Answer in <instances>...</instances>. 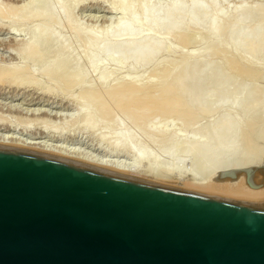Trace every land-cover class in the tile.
<instances>
[{
    "label": "bare ground",
    "instance_id": "obj_1",
    "mask_svg": "<svg viewBox=\"0 0 264 264\" xmlns=\"http://www.w3.org/2000/svg\"><path fill=\"white\" fill-rule=\"evenodd\" d=\"M84 1L85 0H34L33 3L37 4L36 9L40 8L37 11L39 12L37 14L38 17L40 18L39 15L45 14V17L48 18L47 20L50 21L52 19L54 20L58 18L65 20L64 17H67V14H69L71 11L73 13V10L75 11V9L80 4L84 3ZM127 3H118L119 5H114L112 10L119 13L130 10L129 12L133 15L131 18H129L127 21L122 19L118 20V22L112 26L111 29L107 30L106 33L102 35H100V33L95 34V32L93 33L92 31V34L88 35L89 38H86L88 39L85 45L86 49L84 48V52L86 54L84 53L83 56L82 53L83 57H78L79 60L81 57V60L85 58V61H82V64L85 63L88 68L85 72L86 74H84L87 75L86 77H89L88 75L93 76L94 71H91L90 67H92V64L94 65L96 63L94 58L99 52H102L103 55H107L114 60H122L121 66L129 63L128 65L131 67L132 71H134V69L137 70V68L141 65H144V63L146 64L153 60L154 57L166 47V39L157 36L153 29L158 30L164 27L167 34L177 32L179 35H181L182 39H185V37L187 39V32L189 30L198 29L200 23L207 22L210 25L209 36L212 40L210 45L208 43V52L205 53L206 55L203 53L204 56L199 54V50V55L196 52H191L192 54L189 53L190 55H186L187 58H185V62L183 60L182 64L180 65L181 69L178 68V70L174 71L176 76H172L173 70H170L169 72L167 67L168 74L165 72L164 73L165 75H168L166 79H170L167 81V83L164 79L165 83H163L164 85L162 84L161 88H159L161 84L158 88H156L157 86H151V84H153L152 80L151 84L150 82H147L145 87L141 85L144 90H150L149 94H145L146 96L143 95L138 97L136 95L137 91L143 89L141 86H138V83L135 80L136 78H133V76H131L132 79H124L120 81L116 80L117 82H113L114 79L111 81L108 76V72L103 73L97 80V85L95 84L96 88L94 87L86 93L90 100H95V98L98 97V99H102V101H89V104L91 103L94 105L97 103L99 109L100 106L103 108V110L101 109L104 113L103 119L109 117L112 118V116H110L112 115L111 112L119 111L123 115V122H118L117 119L114 118L119 124V127L115 132H107V130H105L106 133L103 132V134H97L96 138L98 140L99 147L96 149L82 148L79 145H73L74 143L69 144L66 143V141L62 142L61 140L59 141L57 139L43 140L42 138L38 137L25 138L23 134L16 135L15 132L9 130V126L8 130L5 128L0 129V141L22 145L43 151L48 154H62L71 159H78L90 164L112 168L128 175L142 176L156 181L191 189H206L215 193L216 195L224 197L244 196L264 201V178L262 173L258 172L253 177L252 183L257 187L254 189L249 187L247 184L246 174L244 171L250 166L264 164V147L261 148L262 150H259V148L262 146L260 144L261 141H259L258 144L256 143L257 146L259 145L258 148L252 143V138H250L252 134L254 136V132L252 133L253 129L258 130V126H260V124H258L260 121H256L261 119V116H264V114H262V112H264V91L262 90L261 86L255 84L254 81L249 83L246 82L244 84H240V82L238 84L236 78H233V74L228 73L230 70H228V72L227 70H224L221 64L214 62L210 55V50L213 49L211 47L214 46L213 44L215 41L213 37L217 34V32H219L218 30L221 28L220 20L228 18L226 16L232 15L235 17L236 19L233 21L232 27H229L231 28L230 32L233 33L236 30H240L245 25L248 17L244 19V15H249V13H252L251 16L254 18V15L257 14H254V12H256L257 9L254 11L253 7H251L253 9H249L250 7L248 8V6H240L239 8L235 9V11H232V13L225 11L223 12L222 8L221 11L218 9L220 7H218V4L214 0H207L208 4L196 0H170L166 5H161V3L156 2L152 7L149 6V0H143L142 3H140L137 7L132 5V3ZM138 16L140 19L136 18ZM259 18L260 16H258V19ZM263 19L261 22L257 20L259 23L257 22L248 30L244 29L234 37V47L236 48V51L233 53L235 56H237V54L240 55V57L242 56L239 45L241 42H247L252 52L264 54ZM56 23L58 24L57 20ZM56 23L55 26L59 27L56 25ZM45 24L46 25H44V28L41 26H34V28L31 29L32 38L30 43H28V55L34 51L36 44L42 45V47H48L54 42H62V40L65 38L63 36L60 37L59 34L56 35L55 32L58 31H55V29L52 30V25L50 26V23L49 26L51 28L49 26L45 27L47 26V21ZM67 26V29L70 31L72 30L73 34L82 33V30L78 27H75V25L72 23H68ZM63 28H65V26ZM67 37L70 38L71 41V36ZM79 37L80 36H78V38ZM82 39L85 44L84 36ZM67 41L70 43L69 40ZM72 44L73 43H71V45ZM61 47L66 49L67 45L63 46V44H61ZM226 49H224L225 52H223L222 55L228 52ZM202 51L203 50H201V52ZM200 56H203L201 57L202 59ZM242 57H244V55ZM230 58L228 59L230 60ZM78 59L75 58L79 65ZM61 61L64 62L59 64L56 69L55 67L51 69L44 68L43 72H41L42 76H47V79L49 78V81L47 80L48 82H51L50 78L52 80L53 78H56L57 80V77L59 78V76L61 77L65 74L64 63H66V60L62 59ZM68 61H70V59ZM236 61H238V59ZM234 64L236 68V63ZM234 64L231 66V69ZM97 65L98 63L95 66ZM245 65L250 67V61L245 60L244 65L242 66L246 67ZM174 66L176 67V65ZM75 67H73L74 71L71 70V67L70 71L73 72V74L69 73V76H74V81L77 82L78 80L76 81L75 78H79L78 76H81L82 69L79 67V69H81L79 70L77 66ZM3 68H0V85L10 84L12 86V84H16L14 86H17L22 84L18 83V80L15 82V80L21 76L20 74H23L24 71L21 70L22 68ZM235 68H233V70H236ZM110 69L111 68H109V70ZM113 69L114 68L111 70ZM70 77H68L67 80L64 77L65 81L62 80L60 83H69V81L73 79V77ZM10 78L12 82L9 80ZM35 80L38 79L35 78ZM71 82L73 83L72 80ZM154 87L159 90L156 91ZM184 88L186 89L184 92L189 90V93H187L189 95L185 96L186 93L183 94ZM98 90L99 93L101 92L100 95L98 92H96ZM146 91L144 92L146 93ZM179 92H183L182 94L184 96L178 94ZM217 93L220 94L219 97H217ZM213 97L218 101H215L216 99ZM212 99H214V101H212ZM70 102H73L72 104L77 106L76 114H74L76 118H74V120L76 119L77 121V118H81L82 120V125L79 131L88 133L93 137L96 136L97 132H101L99 129V122H95L93 119L95 114L93 115L94 110L92 111V107L90 105L86 106L78 101ZM151 105L155 106V111L157 110L158 112V114L156 112V116L160 115L159 117H161L162 115V117L165 116L167 119L183 117L186 119H191L193 122V120L195 121L194 118L197 116V114H207L210 116L211 113H218L219 116L215 119V115L217 114H212L213 117L215 116V120H212L210 123L207 122L209 125L204 124L205 126L200 125L197 127L192 124L194 126V129H192L193 131L197 127L196 132L192 133V135H186L185 133L173 134V132L170 134L168 133L169 130L167 128L164 130L155 129L152 131L155 132V135L161 136L162 139L165 138L162 143L166 141V143H164L165 146L161 145L163 147L158 148L159 144L157 142L156 143L158 145H156V143L154 144L155 141L146 140L147 137H144L142 133L138 132V129H136V131L133 127L129 128L130 121L134 123V126L135 124L139 126L140 120L143 118L144 114L142 112L137 113L135 110L139 108L143 109L141 111L144 112V109H148ZM133 106L137 109L133 108ZM35 111L39 112L40 110L35 109ZM35 113L33 112L32 114L43 116L42 113ZM126 117L128 119H126ZM198 117L200 119V116ZM198 117H196V119H198ZM36 118L35 120H37ZM256 118L257 120L255 121ZM191 120H188V122L190 121L191 123ZM186 123L187 122H185V124ZM256 133L255 135H257ZM259 140L261 139L259 138ZM262 142V144H264V140H262ZM144 143L146 146L149 144L153 148H151V150L147 148L143 149L142 147H146L144 146ZM186 155H188V157H192L191 163L193 164L194 162L196 165L194 169V166L191 164V167L193 168H191L192 172L190 170L185 171V168H180L181 162L183 160L186 161ZM232 169H242L243 171L238 173L235 178L230 177L231 175L223 174L226 171H230Z\"/></svg>",
    "mask_w": 264,
    "mask_h": 264
},
{
    "label": "water",
    "instance_id": "obj_2",
    "mask_svg": "<svg viewBox=\"0 0 264 264\" xmlns=\"http://www.w3.org/2000/svg\"><path fill=\"white\" fill-rule=\"evenodd\" d=\"M0 264H264V201L0 141Z\"/></svg>",
    "mask_w": 264,
    "mask_h": 264
},
{
    "label": "rangeland",
    "instance_id": "obj_3",
    "mask_svg": "<svg viewBox=\"0 0 264 264\" xmlns=\"http://www.w3.org/2000/svg\"><path fill=\"white\" fill-rule=\"evenodd\" d=\"M85 1L84 3L80 4L75 9V11L73 10V13L72 11L69 12V14H67V17H64L65 20H63L62 18H58V19H54V20L52 19L48 21L47 20L48 18L45 17L46 16L45 14L42 15L40 13L41 14L39 15L40 18L38 17L37 14L39 12L37 11L40 8L36 9L37 4L33 3L34 0H0V29H1L0 30V68L2 69L3 66L4 68H8V67L9 68H14V67L19 68L20 67L22 68L21 70L25 72V73L23 72V74H20L21 75L20 77L18 76L20 79L17 78L15 80V82L18 80V83H22L21 85H17V86H14L16 84H12V86L10 84L0 85V129L5 128L8 130L10 128L9 130H11L12 132H15L16 135L23 134L25 138L26 137H38V138H42L43 140H52V139L56 140L57 139L59 141L61 140L62 142L66 141V143H69V144L74 143L73 145H76V146L79 145L82 148L96 149L97 147H99L98 140L96 138L97 134L98 135L101 133L103 134V132L106 133L105 130H107V132L109 131L115 132L116 129L119 127L118 122H123V118H122L123 115L119 111H115V112L112 111L111 112L112 115H110L112 116V118L109 117V118L103 119V116H104V113L102 111L103 108L100 106V109H99L97 103H96L97 104L96 107H95L96 104L94 105L91 103L89 104V101H100V100L102 101V99H98V97L95 98V100H90V98L88 97L86 93L90 89L95 87L97 80L101 77L103 73L108 72L109 73L108 76L111 79V81L114 79L113 82H117V81L124 80V79L125 80L132 79L131 76H133V78H136L135 80L138 83V86L143 85L145 87V84L147 82H150L151 84V80H152L153 84H151V86H155V87L157 86L156 88H158L161 84V86L159 87L161 88L162 84L165 83L164 79L166 80V83L170 79V78L166 79V77L168 76L167 67H168L169 72L170 70H173L172 76H176L174 71L178 70V68L181 69L180 65L182 64L183 60L185 62L186 60L185 58H187L186 55H190L195 52L198 54L199 51H200L199 54L203 55L204 53V55H206L205 53L208 52L209 45L212 42L211 37L209 36V26L210 25L207 22L200 23L198 29L189 30L190 32L189 31H188L189 33L187 32L188 34L187 39L186 37L185 39H182L181 35H179V33L177 32L172 33V34H167L166 29L164 27L158 30L153 29V31L156 32L157 36H160L166 39L165 49L161 50L154 57L153 60H151L150 62L146 64L144 63V65L139 66L141 67V68L138 67L139 70L137 68V70L134 69V71H132L131 67L128 65L129 63L124 66H121L122 60H119V59L114 60L108 57L107 55H103L102 52H99L98 54H96L94 58L95 59L94 61H96V63L94 65L92 64V67H90L91 71H94L93 76L88 75L89 77H86L87 75H84V74H86L85 72L87 71L88 68L85 63L82 64V61H85L84 60L85 58L83 60L81 59L85 53L84 48L86 49L85 45H86V41L88 40L86 39L88 35H91L92 31L93 33L95 32V34L100 33V35H102L106 33L107 30L111 29V27L114 26L118 22V20L122 19L124 21H127L129 18H131V16H133L129 12L130 10H126L125 12H120L121 14L117 11L112 10V7L114 5L117 6L119 4L128 2L127 4L132 3V5L137 7L139 6L140 3H142L143 0H85ZM169 1L170 0H149V6L152 7L156 2L161 3V5L162 4L166 5ZM196 1H200L205 4H208L207 0H196ZM214 1L218 4V7H220L218 8L220 9V11L222 8L223 12L225 11L228 13L229 12L232 13V11H235V9L239 8L240 6H248V8L250 7L249 9L254 8L253 9L254 11L255 9H257L256 12H254V14L257 13L256 15H254L255 16L254 18L253 16H251L252 13H249V15L245 14L244 19L248 17L245 25L240 30L235 29L236 31H234L233 33L230 32L231 28L229 27H232L233 21L236 18L231 15V16H226L228 17L226 19L220 20L221 28L220 30H218L219 32H217V34L213 37L215 41L213 44L214 46L212 45H211L212 47L210 46L211 48H213L210 50V55L213 61L217 62L218 64H221L224 70H227V72L228 70H230L228 73L233 74L232 76L233 78L234 77L236 78V81L238 82V84L240 82H241L240 84H244L246 82L249 83V82L254 81L255 84H258L259 86H261L262 90L264 91V78H262L264 77V54L252 52L247 42H241L239 44L240 53L242 54V56L244 55V57L241 56L242 57L241 58L240 55L238 54L237 56H235V54L233 53L234 51H236V48L234 47L235 45L234 37L237 36L244 29L248 30L249 28L253 27L258 21L261 22L262 19L264 18V0H214ZM258 11L259 12L261 11V12L259 13ZM258 16H260L259 19H258ZM136 18L140 19L139 16ZM56 20L58 24L56 23ZM46 21H47V26L45 27H48L50 23V26L52 25L51 26L52 30L55 29V31H58V32L54 31L55 34L56 35L59 34L60 37L62 36L65 37L64 38L65 40L61 39L62 42L60 43L54 42L52 45L50 44V46L48 47H42V45L36 44L34 51L30 55H28L27 54V50H28L27 48H29L28 43H30V40L32 38L31 29L34 28V26H41L42 28H44V25H46L45 24ZM53 21L60 28L55 26V23ZM53 23H54V26H53ZM68 23H72L73 25H75V27H78L79 29H81L82 33L73 34L72 30L70 31L69 29H67ZM64 26L65 28H63ZM67 36L69 37L71 36V41H70V38H68ZM78 36L80 37L78 38ZM83 36L85 38L84 40L85 44L82 39ZM66 39L69 40L70 43H68ZM71 43L73 44L71 45ZM61 44H63V46L67 45L66 49H63V47H61ZM207 47H208V50H207ZM170 48H171V52H170ZM224 49L228 51L227 53L232 58H230L227 53L225 54L228 57L225 54L222 55L223 52H225ZM196 50L197 51L199 50V51L197 52ZM201 50L203 51L201 52ZM82 53H83V56H82ZM80 56H82L80 59L81 63H80V60L78 59V57ZM203 56H200V58ZM75 58L79 60V65L77 63V60H75ZM228 58H230V60ZM234 58H235V61H234ZM62 59L66 60V63H64L65 74L61 77L59 76V78L57 77V80L56 78H53V80L50 78L51 82H48L49 78L47 79L46 78L47 76L46 77L42 76L41 72H43L44 68L51 69L55 67L56 69V67L59 64H62V62H64V61H61ZM69 59L70 61H68ZM237 59L238 61H236ZM243 60L244 62L245 60L250 61L251 66L250 67L246 65H245L246 67L242 66L244 65ZM67 62H68V65H67ZM233 62L236 63V68ZM97 63L98 65L95 66ZM233 64L234 66L231 69V66ZM174 65H176V67ZM229 65H230V69H229ZM75 66H77L78 69L79 67L82 69L81 73L83 74V76L81 74V76H78L79 78H75L76 81L78 80L77 82L74 81V76H72L73 79L71 80L73 81V83L70 80L69 83L65 84V82L63 83L61 82L62 83L61 84L60 81L62 80L65 81V78L67 80L68 77H70L69 75L73 74V72H71L70 69L72 67L71 70L74 71L73 67ZM126 67H128L129 69ZM24 68L26 69V71ZM109 68L111 69L114 68V69L109 70ZM233 68H235L236 70H233ZM164 72L167 74L165 75ZM35 78H37L38 80H35ZM9 80H11V78ZM155 87L154 89L156 91L159 90V89H156ZM142 89L144 90V88ZM143 90L140 89L139 91H137L136 95L138 97L143 96V95L146 96L147 93L149 94L150 92V90L149 91L144 90L146 91L145 93ZM185 90L186 89L184 88L183 92ZM96 92L99 93V90ZM183 92H179L178 94H180L181 96L185 93H186L185 96L189 95L187 94L189 93V90L187 92H184V93ZM100 94L101 92L99 93V95ZM219 96L220 94L217 95V97ZM214 99H212V101H214ZM70 101H78V102H81V104L86 105V106L90 105L92 107L91 108L92 111L94 110L93 115L95 114L93 119L95 122H99L100 124L99 129L101 130V132H97L96 136L93 137L92 135L90 136L88 133L79 131L82 125V120L81 118H77V121L76 119L74 120V118H76L74 114H76L77 106L72 104L73 102L71 103ZM215 101H218V100L216 99ZM133 108L135 107L133 106ZM35 109L36 110L39 109L40 113L36 112ZM155 109L156 108L153 105L149 106L148 109L145 108L144 112L141 111L143 109L138 108L135 111L137 113L142 112L144 114L143 118L140 120L139 126L137 124H135L134 126V123L130 121V123L132 124L131 125L129 123V120H128V123H129V128L133 127L134 130L138 129V132L142 133L144 137H147L146 140L155 141L154 144L157 142L159 144L158 145L156 143V145H158V148L165 146L164 143H166V141L162 143V141H164L165 138L162 139L161 136L155 135L154 134L155 132H152L155 129L164 130L167 128L169 130L168 133L170 134H172L173 132V134L185 133L186 135L188 134L192 135V133L196 132L197 127H199L200 125L205 126L208 123L212 122V120H215L216 118H218L219 116L218 113H215L217 115H215L214 113H211L210 116L207 114H199V115L197 114V116L194 115L195 121L193 120L192 122L191 119H186L183 117L167 119V117L164 116L165 117L164 118L162 117V115L161 117H159L160 115L156 116L157 110L155 111ZM33 112L34 113L36 112L35 114L42 113V115L43 116L45 115V116L44 117L41 115L37 116V115L32 114ZM212 114L216 116V117L214 116L215 119ZM262 114H264V112H262ZM198 116H200V119ZM196 117H198V119H196ZM35 118L37 120H35ZM114 118L117 119L118 122H116ZM32 119L34 120V122ZM126 119L128 118L126 117ZM188 120H191V123L190 121L188 122ZM256 120L257 118L255 119V121ZM258 121H260L261 123L263 122V123L261 124ZM185 122H187L188 124L187 123L185 124ZM256 122L260 124V126H258V130H259V127H260V130L258 131L257 129H255L256 132L258 131L256 133L255 130L253 129L252 133L254 132V136L253 134L251 136V133H250V136H251L250 138H252V143L254 145H256V143L258 144V142L261 141L260 144L262 146L260 148L258 147L259 145L258 146L256 145V146L259 148V150H262L261 148L264 147L263 146L264 144H262L263 143L262 140H264L263 139L264 116H261V119L257 120ZM192 124L197 126L194 131L192 130L194 129V126ZM62 125H63V128H62ZM255 133L257 135H255ZM259 138L261 140H259ZM244 143H245V140H244ZM146 144L144 143V146H146ZM142 148L143 149L147 148L151 150V148L153 147H151L148 144V146L142 147ZM186 156H187V158H185L186 161L183 160L181 162L180 168H183V169L185 168L184 169L185 171L186 170L191 171V168H192L191 158L192 157L190 156L188 157V155ZM192 166H194V169H195L196 165L194 164V162Z\"/></svg>",
    "mask_w": 264,
    "mask_h": 264
}]
</instances>
